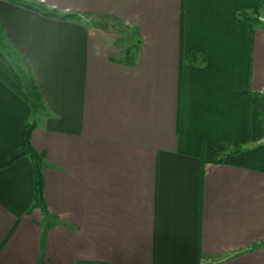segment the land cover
<instances>
[{
    "label": "crops",
    "instance_id": "obj_1",
    "mask_svg": "<svg viewBox=\"0 0 264 264\" xmlns=\"http://www.w3.org/2000/svg\"><path fill=\"white\" fill-rule=\"evenodd\" d=\"M251 92L264 0H0V161L36 123L47 206L28 156L0 169V264H264V172L218 162Z\"/></svg>",
    "mask_w": 264,
    "mask_h": 264
},
{
    "label": "trees",
    "instance_id": "obj_2",
    "mask_svg": "<svg viewBox=\"0 0 264 264\" xmlns=\"http://www.w3.org/2000/svg\"><path fill=\"white\" fill-rule=\"evenodd\" d=\"M22 6L37 11L46 17L57 18L60 20L73 19L75 14H61L54 10L46 9L43 5L29 4L20 2ZM245 21H258L246 12L241 13ZM191 62L196 61V53H191L188 57ZM23 81V88L29 97V104L34 114L44 109V102L37 83L32 75L19 70ZM264 119V95L259 93H250L249 95V115L246 142H253L262 136V125ZM36 123H28L24 126L21 133V145L17 150L0 161V169L12 165L18 159L28 156L34 167V206L47 212V206L44 198V176H43V158L44 155L38 153L31 144V134ZM220 159L218 162L243 167L251 170L264 172V145L257 146L253 149H245L243 144L221 143Z\"/></svg>",
    "mask_w": 264,
    "mask_h": 264
},
{
    "label": "rangeland",
    "instance_id": "obj_3",
    "mask_svg": "<svg viewBox=\"0 0 264 264\" xmlns=\"http://www.w3.org/2000/svg\"><path fill=\"white\" fill-rule=\"evenodd\" d=\"M77 18H79L83 22H86V23H89V24L93 23L94 20H95V19H90L88 17H82V18L77 17ZM17 61H18V66L20 68H23V70H24L25 73H28L27 70H26V67H25L24 63L22 61H19V60H17ZM259 94L264 95V93L263 94L262 93H259ZM262 126L263 127H262V136H261V138L255 140L253 142L243 144L245 149H253V148H256L257 146L264 145V119H263V125Z\"/></svg>",
    "mask_w": 264,
    "mask_h": 264
}]
</instances>
